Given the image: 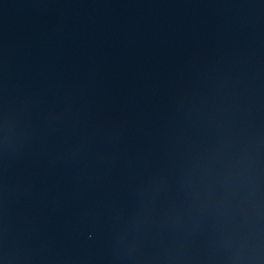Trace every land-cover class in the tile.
Wrapping results in <instances>:
<instances>
[{
    "label": "water",
    "instance_id": "95a60500",
    "mask_svg": "<svg viewBox=\"0 0 264 264\" xmlns=\"http://www.w3.org/2000/svg\"><path fill=\"white\" fill-rule=\"evenodd\" d=\"M0 264H264V0H0Z\"/></svg>",
    "mask_w": 264,
    "mask_h": 264
}]
</instances>
